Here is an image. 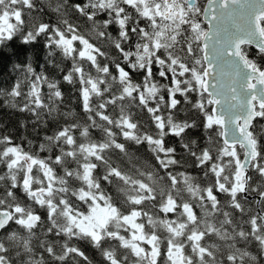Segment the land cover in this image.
Instances as JSON below:
<instances>
[{
    "label": "snow or ice",
    "instance_id": "snow-or-ice-1",
    "mask_svg": "<svg viewBox=\"0 0 264 264\" xmlns=\"http://www.w3.org/2000/svg\"><path fill=\"white\" fill-rule=\"evenodd\" d=\"M16 39L0 264H264V0H0Z\"/></svg>",
    "mask_w": 264,
    "mask_h": 264
},
{
    "label": "trees",
    "instance_id": "trees-1",
    "mask_svg": "<svg viewBox=\"0 0 264 264\" xmlns=\"http://www.w3.org/2000/svg\"><path fill=\"white\" fill-rule=\"evenodd\" d=\"M3 51L5 53L15 52L16 55H11L10 59L4 62L6 64V67L0 66V86L9 87L16 78V73L13 71L12 67L14 63L20 60H24L25 58L32 60L34 66L43 65L45 63L44 57L46 53L45 51L41 50L39 45L25 46L22 45L19 39L10 42V48H5ZM64 67H70V62H66ZM63 90L70 103V107H72L79 113V101L72 86L65 84ZM27 119L28 116L25 113H19L0 106V125H3V128H0V132H3L5 134H12L17 138L18 141L19 138L24 135H27L29 138L34 137V133L32 132L30 126L27 130L20 127V124ZM198 131H200L202 134V130ZM143 152L144 150L141 149L142 154ZM81 246L86 250L90 258L94 260L95 264H100L101 257L95 249H92L91 246L87 245L86 242H81Z\"/></svg>",
    "mask_w": 264,
    "mask_h": 264
},
{
    "label": "flooded vegetation",
    "instance_id": "flooded-vegetation-1",
    "mask_svg": "<svg viewBox=\"0 0 264 264\" xmlns=\"http://www.w3.org/2000/svg\"><path fill=\"white\" fill-rule=\"evenodd\" d=\"M201 2L206 4V0H201Z\"/></svg>",
    "mask_w": 264,
    "mask_h": 264
},
{
    "label": "water",
    "instance_id": "water-1",
    "mask_svg": "<svg viewBox=\"0 0 264 264\" xmlns=\"http://www.w3.org/2000/svg\"><path fill=\"white\" fill-rule=\"evenodd\" d=\"M213 83H215V81H213Z\"/></svg>",
    "mask_w": 264,
    "mask_h": 264
}]
</instances>
